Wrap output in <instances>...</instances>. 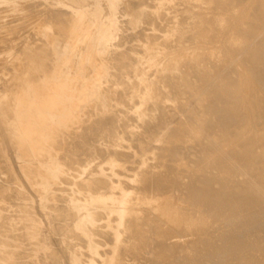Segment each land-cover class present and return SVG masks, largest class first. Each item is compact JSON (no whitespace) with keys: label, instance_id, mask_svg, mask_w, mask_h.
Returning <instances> with one entry per match:
<instances>
[{"label":"bare ground","instance_id":"bare-ground-1","mask_svg":"<svg viewBox=\"0 0 264 264\" xmlns=\"http://www.w3.org/2000/svg\"><path fill=\"white\" fill-rule=\"evenodd\" d=\"M91 1L81 11L0 0V264H24L4 237L17 240L16 222L23 230L38 218L23 192L31 202L19 197L12 215L21 195L12 182L33 194L39 178L44 207L70 163L80 166L59 209L71 222L55 234L41 220L56 245L42 258L264 264V0H122L121 43L113 4L99 18ZM27 10L37 20L12 36ZM161 221L178 240L166 243ZM30 233L20 240L45 246Z\"/></svg>","mask_w":264,"mask_h":264},{"label":"rangeland","instance_id":"rangeland-1","mask_svg":"<svg viewBox=\"0 0 264 264\" xmlns=\"http://www.w3.org/2000/svg\"><path fill=\"white\" fill-rule=\"evenodd\" d=\"M14 1H17V0H14ZM18 1L20 2V0H18ZM21 1H22V0H21ZM35 1H36V3H41V2L43 3V0H41V2H40V0H35ZM37 1H38V2H37ZM44 1H45V0H44ZM46 1H47V2H46ZM46 1L43 3V5H41V4L39 5L41 8L44 7V8H43L44 10H45V8H48V7H58V8L60 7V8H64L63 6H65V7H67V6H71V7L75 8V9H77V10H81V11H83V10H88V9L93 5L92 1H91L92 4H91V3H88V2H90V0H84V1H83V0H82V1L80 0V2H82V3L85 2V5H84V3H83V5H82V3L79 2V0H77V1L75 0L76 2H79L78 4H80V5H75L76 7L73 5V4H77V3H74V2H75L74 0H71V2H69V3L67 2V1H68V0H67V1H66L67 4H66L65 0H49V1L46 0ZM69 1H70V0H69ZM73 1H74V2H73ZM87 1H88V2H87ZM104 1H108V2H110L111 4H113V13H114V14H113V15H114L113 18H114V19L112 20V24H111V25H112V27H115V28L118 27V28L120 29V26H124L123 24H125L124 22H125V18H126L125 14L123 13V12H124V9H123V3H122V0H99V1L97 2V4H95L96 7H97V17H99V18H102V17L104 16V14H105V9H104V7H103V2H104ZM49 2H50V4H49ZM51 2H52V3H51ZM72 2H73V4H72ZM86 2H87V3H86ZM55 3H56V4H55ZM70 3H71V5H70ZM44 4H45V5H44ZM88 4H89V5H88ZM39 6H38V7H39ZM47 6H48V7H47ZM77 6H80V7H77ZM40 7H39L38 10H39V12H42L43 10H42ZM121 7H122V8H121ZM35 9H37V8H35ZM35 9H33V10L35 11ZM122 9H123V10H122ZM30 10H31V11H30ZM30 10H27L28 12L26 11V15H25L26 17L23 15L24 22H23V20H21L22 16H20L21 18L19 17V18H20L19 26L21 25V23H22V25L25 23V18H27L26 23H25V25H26L28 22L33 23L32 20L35 18V15H36V14H39V15H40L39 12L36 11V12H35L36 14H35V13L32 11V9H30ZM41 10H42V11H41ZM121 10H122V11H121ZM29 11L31 12V14H32V12L34 13V14H32V15L34 16V18H32V17H33L32 15H31L32 17L29 15V14H30ZM120 11H121L122 13H121ZM24 14H25V13H24ZM27 14H28V15H27ZM29 16H30V17H29ZM85 16H87V15H85ZM118 16H119V18H118ZM28 17H29V18H28ZM37 17H38V16H37ZM37 17H36V18H37ZM30 18H31V20H30ZM28 19H29L30 21H29ZM34 20H37V19H34ZM122 20H124V22H123ZM27 21H28V22H27ZM31 21H32V22H31ZM120 21H122V22H120ZM17 22H18V21H16L15 23H17ZM30 23H29V24H30ZM87 23H89V22H85V25H88ZM121 23H122V24H121ZM17 24H18V23H17ZM22 25H21V26H22ZM25 25H23V26L25 27ZM119 25H120V26H119ZM17 26H18V25H17ZM21 26H20V27H16V29L19 28V29L21 30V28H23V26H22V27H21ZM27 26H28V25H27ZM27 26H26V27H27ZM26 27H25V28H26ZM25 28H23L22 31H20L19 29H17V30H18V31H17V34H15V33L13 34V32H16V30H14V31L12 32V34H13L12 36H14V35L17 36V35H18L17 38H19L23 33H24V35H26L27 33L25 34V32H28V29H25ZM24 30H25V31H24ZM120 30H121V29H120ZM120 30L116 31L117 34L115 35V38H114V39H115V43H121V42L123 41V39H124L123 36H124L125 33H124L122 30H121V31H120ZM19 31H20V32H19ZM23 31H24V32H23ZM21 32H23V33H21ZM3 34H4V33H1V32H0V35H3ZM19 34H20V36H19ZM24 35H22V36H24ZM39 35H40V36H39ZM39 35H38L39 37L36 36V39H38V40H42V39L47 40V38H46V39H45V37L43 38V36L41 35V33H39ZM119 35H120V36H119ZM118 37H120L119 40H120V39L122 40L121 42L118 40ZM40 38H41V39H40ZM212 45H214V44H212ZM127 46H128V45H127ZM127 46H122V47L120 48V49L123 51V53L127 51V48H128ZM124 50H125V51H124ZM128 51H129V49H128ZM126 54H127V53H126ZM127 55H128V54H127ZM73 58H74V57H73ZM95 98H96V97H95ZM80 101H81V99H80ZM97 101H98L99 104L103 105V104H105L106 98H105L104 95H100V96L97 97ZM85 105H86L85 103H82V106H81V113H84ZM94 117H95V116H92V115H91V116L89 115V117H88V115H87V118H94ZM65 139H66V141L64 140V138H63V139H60V141H61V142H65V146H66V145L68 144L69 141H68L67 138H65ZM62 140H64V141H62ZM67 141H68V142H67ZM61 142H60V143H61ZM66 143H67V144H66ZM71 164H72V165H71ZM77 164H78V163H76V164H74V165H73V163L68 164L67 166H69L71 169H68V167H67V168L64 167V168H66L65 170H67L68 172L66 171L65 173H63L62 178L70 176V178H69V177L67 178L68 183L62 181V180H65V179H62V178H60L59 180L57 179V180H58V183H57V181H56V183H55V185H54V188H55L56 190H55V189H52V190L50 189V190L48 191L47 197H48L49 200H48L47 204L44 205V207H41V206L39 205V203H38V201H37V200H39V198H36V196H38V193H37L38 191H37V189H38V187H40V184H38L39 182H37V181L39 180V178H38V179L35 178V180L32 181V185H33V187L36 189L35 192H34L33 194H36V193H37L36 196L33 195V194L28 190V187L23 186V184H20V183L18 184V183H17L18 185H14L15 182H14V183L12 182V184L9 183V182H7V184H6V182H4L5 185H8V184H9V185H10V184L13 185L14 187H13V186H12V187H13L14 189L17 188L16 191H18V190H19V192L21 191V195H22V192H23V195H24V196H26V195L29 196V195H30L28 198H30L31 200H32V199L35 200V203H34V209H32L33 211L29 210V211H30L29 213H30L31 216L34 218V220H35L36 217H38V218L40 219V222H39V219H38V218H37L38 221H37V219L35 220V222H37L39 225L36 223V224H34V226L32 227V226H30L28 223H26L28 226L25 224L24 227H25L26 229H23V230H21V228H23V224H22V222L24 223V220L22 221V219H21L19 222L17 221V222H16L17 224L20 223V224H18V226H19V227L22 226V227L19 228L17 225H15V226H17V228L19 229V232H16V229H14V228H16V227L13 228V229L15 230L16 234L19 233V235H20V233L22 232L21 235H23V237H22L21 235H20V236L22 237L21 239H23V238H24V234H23V233L26 232V233L29 234V233L31 232L30 234H32V232H34L35 234H38L39 237H41L42 239H44V242H43V245H45L44 247H42V248H38V250H32L30 244H27V243H29L30 241H29L26 237H25V238H26L27 241H28L27 243H26V239L24 240V242H23L22 240H20V236H19V238H18L17 240H16V239L9 238V237H4V239L7 240V241H9V242L11 243V245H16V246L19 245L18 247L15 246L16 248H15L14 246L11 247V248H14L15 250H17L18 253L23 252V253H20V255H22V256H23V254L26 255V256L24 255V257H22V256H18V257H17V260L22 261L24 264H30V263H31V262H30L31 260H32V263H31V264H36V263H37V264H51V263H52V264H55V263L52 262V260L49 259V258H44V257L42 258V256H43L42 254H43L44 249H46V248H47V249H50V248L52 247V249L54 250L55 248H53V247H56V245L54 244V240H53V241L51 240V239L53 238L54 235L52 234V232L50 231V229H49L45 224H43V222H45V217L47 216V217H46V220L48 219L47 222L51 225V227L53 228V226L56 224V225L54 226V228L56 227V228H58V229L60 230V231H59V230L57 229L58 231L56 230L57 233H55V234H58V232H61V234H62V232L65 233V231H66V229H64V228H66V227H65V224H67V222H69V221L71 222V220H70L69 218H66L65 216H63L62 219H64V221H62V220H61V217H62L61 214H62V213L60 212V210H61V207H62V205H63V200H64V199H65L64 202H66V195H67V194H65V193L68 192V190H67L66 188H67V187H68V188L70 187V185H68V184H69V182H71V180H72V178H73V175H75V174L78 173V172H76L77 170L75 171L76 173L74 172V170L77 169V168H79V166H80L79 164H78V165H77ZM75 165H76V166H75ZM65 166H66V165H65ZM74 166H75L76 168H75ZM72 169H73V171H72ZM69 172H70V174H71V172H72V175H69ZM73 172H74V173H73ZM64 175H65V176H64ZM60 181H61V182H60ZM65 181H66V180H65ZM62 182H64V184H63ZM35 183H37V184H35ZM61 183L63 184V186H62V187H64L63 189H62L61 186H60ZM62 184H61V185H62ZM9 185H8V186H9ZM11 185H10L9 187H11ZM19 185H20V186H19ZM56 186H58V188L60 187L59 189H61V190H59L58 188H56ZM66 186H67V187H66ZM65 187H66V188H65ZM18 188H20V189H18ZM64 189L67 190V191H65ZM22 190H23V191H22ZM63 190H64L65 192H64ZM36 191H37V192H36ZM62 191H63V192H62ZM19 192H18V193H19ZM24 193H26V194H24ZM57 193H59V194H57ZM53 194H54V195H57V196L54 197ZM62 194H63V195H62ZM19 195H20V193L18 194V197H15V198H18V199H12V200H15V201H12V200H11L12 203H13V205H14V207H15V208L13 207V212H15V213H12V215L14 214L15 217L17 216L16 214H17V212H18V211H14L15 209H17L16 206H15L16 201L19 202V203L22 202L23 205H27V204H29V202H31L30 199H29V200H28V198L25 199L26 197L24 198L23 195H22V198H23V199H22V198H21V195H20V196H19ZM60 195H62V196H60ZM16 196H17V195H16ZM63 196H64L65 198H64ZM19 197H20V199L22 200V201L20 200L21 202L18 201V200H19ZM58 198L60 199V201H58ZM63 198H64V199H63ZM56 199H57V200H56ZM23 200H27V201H23ZM11 201H10V202H11ZM14 202H15V203H14ZM36 202H37V203H36ZM66 204H67V203H65L64 205L66 206ZM13 205H12V204L10 205L11 209H9L10 207L8 206L9 208H8V210L6 211L7 214H6L5 211H2V213L4 212L6 215L11 216V213H10V212L12 211V206H13ZM16 205H17V203H16ZM20 205H21V204H20ZM35 205H36V206H35ZM52 205H53L54 207H53ZM57 205H58V206H57ZM59 205L61 206L60 209H59ZM64 205H63L62 209H64ZM37 206H38V207H39V206L41 207V208H39L41 211H42V209H44V214H43V212H41L39 209H38V210H39L40 212L36 209ZM35 207H36V208H35ZM48 207H49L50 209H49ZM57 207H58V208H57ZM56 208H57L59 211H58V210L56 211ZM9 210H10V212H8ZM36 210H37V212H39L38 214H36V213H37ZM31 212H32V213H31ZM45 212H46V214H45ZM48 212H49V214H47ZM57 212H58V214H57ZM59 212H60V213H59ZM4 213H3V214H4ZM8 213H9V214H8ZM34 213H35V214H34ZM40 213H41V214H40ZM23 214H25V213L22 212L21 215H23ZM30 214H29V215H30ZM59 214H60V215H59ZM14 215H13V216H14ZM33 215L36 216V217H34ZM59 217H60V220H59ZM20 218H21V216H20ZM20 218H19V219H20ZM54 218H56V219H54ZM43 219H44V220H43ZM65 219H66V220H65ZM41 220H42L43 222H42ZM21 221H22V222H21ZM56 221H57V222H56ZM70 222H69L66 226H68V225L70 224ZM40 223L42 224L41 226H40ZM45 223H46V222H45ZM59 223H61V224L63 223V224L60 226ZM164 223H165V224H164ZM164 223L161 221V224L163 225V227H164L168 232L171 230V231L169 232V235L172 234V235H170V236L168 235V237H170V238L167 237L169 240L166 239V243H167L168 241H170L169 243H172L173 241H175L176 239H175L174 237H176L177 240H178V239H179V238H178V237H179V236H178L179 234L177 233V231H176V230L173 231L174 228H172L171 225H169V223H166L165 221H164ZM21 224H22V225H21ZM58 224H59V225H58ZM57 225H58V226H57ZM165 225H166V226H165ZM29 226H30V227H29ZM36 226L39 227V228H36ZM169 226H170L172 229H171ZM27 227H28V229H27ZM34 227H35V228H34ZM166 227H168V228H166ZM30 228H32V230H31ZM18 229H17V230H18ZM34 229H36V231L39 230V232L37 231V233H36ZM24 230H26V231H24ZM27 230H29L30 232H28ZM173 232H174V233H173ZM50 233H51V234H50ZM55 236H56V235H55ZM172 237H173V238H172ZM65 238H66V236H65ZM66 239H67V241H69V242H68L69 244H72V243H73V242H72L73 239H69V238H66ZM173 239H175V240H173ZM19 240H20V241H19ZM51 241H52L53 243H51ZM153 242L155 243V242H157V241H156V240H153ZM12 243H14V244H12ZM169 243H168V244H169ZM17 244H18V245H17ZM51 244H52V245H51ZM21 246L24 247V248H22ZM34 246L36 247L35 244H34ZM20 247H21V248H20ZM28 248H29V250H28ZM24 249H27V250H24ZM19 250H20V251H19ZM40 252H41V253H40ZM27 253H28V256H27ZM29 253H30V255H31V253H34V254L31 255V256H33V255H34V256H33V257H30V256H29ZM39 254H41V256H40ZM37 256H38V257H37ZM39 256H40V257H39ZM35 257H37V259H39V260L37 261V259H36ZM22 258H26V260H25V259H22ZM28 259H29V260H28ZM30 259H31V260H30ZM33 259H36V263L34 262L35 260H33ZM44 259H45V260H44ZM27 260H28V262H30V263H27Z\"/></svg>","mask_w":264,"mask_h":264}]
</instances>
